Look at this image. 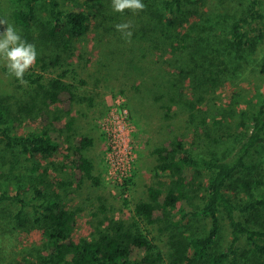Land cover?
<instances>
[{
  "label": "trees",
  "instance_id": "trees-1",
  "mask_svg": "<svg viewBox=\"0 0 264 264\" xmlns=\"http://www.w3.org/2000/svg\"><path fill=\"white\" fill-rule=\"evenodd\" d=\"M218 1L219 6L202 14L197 10L202 0H142L145 9L135 13L114 12L112 0H85L88 10L77 0H5L6 25H0V32L1 27L13 25L38 52L35 65L24 75L26 85L5 67L15 100L0 95V204L17 206L13 214L1 208L0 229L7 232L0 230V242L19 228L34 231L38 244L24 254L22 264H264V187L261 179L244 173L251 168L248 159L257 148L264 168V90L249 120L239 115L233 121L235 111L225 115L234 124L232 132L222 114L213 121L220 133L211 143L222 147L229 142L226 149L194 152L182 132L156 146L155 169L167 180L158 175L147 187V198L134 203L129 218L113 217L101 200L88 234L76 235L81 208L69 207L58 190L73 181L51 177L47 166L51 165L47 160L64 147L50 134L60 124L69 144L65 150L73 179L92 186L100 183L86 154L94 139L75 132L71 117L75 103L86 99L73 82L78 76L72 67L77 45L86 43L90 29L93 44L103 45L111 71L133 72L151 56L158 69L152 73L147 68L155 87L148 92L166 115L171 110L187 114L192 132L202 134V86L216 84L227 64L244 68L256 42L264 37L259 24L264 22L262 0ZM123 22L131 24L130 41L115 28ZM202 27L220 28L221 36L209 31L202 35ZM257 65L264 76V56ZM30 123L35 124L32 129H21ZM238 189L245 193L240 201L232 197ZM123 205H128L127 193ZM174 213H180L182 224L173 221ZM7 216L11 221L2 223ZM223 217L231 239L219 248ZM205 220L208 223L202 227ZM153 228L159 234L167 232L166 251ZM243 241L250 254L239 253Z\"/></svg>",
  "mask_w": 264,
  "mask_h": 264
},
{
  "label": "rangeland",
  "instance_id": "rangeland-1",
  "mask_svg": "<svg viewBox=\"0 0 264 264\" xmlns=\"http://www.w3.org/2000/svg\"><path fill=\"white\" fill-rule=\"evenodd\" d=\"M84 1L77 0L79 5H83L85 10H88ZM262 1L264 9V0ZM3 3L5 0H0V20L5 21L2 11ZM219 3L218 0H202L201 4H197V10L202 11L203 14L208 7L214 10L215 6L220 5ZM219 9L221 10V6ZM42 13H45L44 6H42ZM220 18L223 22L226 17ZM223 23L225 26L226 22ZM259 24L264 31V22ZM1 30L4 28L1 27ZM207 31L221 36L220 28L213 31L203 30L202 27V35ZM91 35H94L92 29L88 30L86 43L78 44L75 50L72 68L77 70V80L73 81L71 78H66V80L73 81L78 87V93L86 97L81 104L75 103L71 117L73 116L74 119L75 132L94 139V145L87 150L86 154L94 162L95 174L99 177L100 183L98 186H92L88 181L80 184L73 179L70 156H67L68 152L65 150L69 144L64 141L65 133L60 131V124L51 128L50 134L53 138L62 141L64 147L47 160L48 163L51 162V165H47L51 169V177L73 181L66 188L58 190L69 207L81 208L78 214L76 235L88 234L93 221L92 213L98 210L101 200L104 201L108 213L113 217L129 218L134 203L147 198V187L155 183L157 176L161 175L167 180L164 173L159 174L155 169L156 161L153 150L174 133H184L188 147L194 152L205 151L209 148L219 151L221 148L226 149L229 142L222 147L213 146L211 143V140L220 133L213 121L220 118L221 114L225 117L226 114H230V111L238 114L231 117L233 121H236L239 115H244L243 119L249 120L264 90V76L259 73L257 65L264 56L263 37L262 40L256 42L254 50L248 56L249 61L244 62V68H238V63L227 64L223 66L225 72L220 73L216 84L204 83L202 86V91H204L202 134L199 131L194 134L193 125L189 123L187 114L183 112L173 114L171 110L172 112L168 111L166 115V110L160 108V102L154 99L153 93L148 92L152 88L155 90V87L151 84L150 76L146 74L147 68L149 67L152 73L158 69L151 56L139 62L142 65L141 69L128 73L119 69L111 71L108 57L102 48L103 45L93 44L95 40ZM120 63L123 62L120 61ZM5 67V61L0 58V95H6L9 101L13 102L15 100V96H12L13 87L9 72L5 71ZM174 109L177 112L178 108ZM225 120L231 125L230 132H232L233 122L226 117ZM34 126L35 124L30 123L23 125L21 129L30 130ZM248 161H250L251 168L245 170L244 173L246 176L261 179L263 188L264 168L260 148L252 152ZM126 181L128 182L126 184L128 205H123V197L126 193H123L122 197L121 190ZM244 194L242 189H238L232 193V197L240 201L245 198ZM1 208L9 212L5 214H13L17 206L5 202L0 204V213ZM7 217H4L6 219L2 223L7 224L11 221V217ZM180 217V213H174L173 221L182 224L184 221L182 222ZM205 223H208V220L200 224L203 227ZM221 225L217 238L219 248L225 247L231 239L228 220L223 217ZM1 231L7 232L5 229ZM153 232L159 235L156 241L166 251L167 232L162 231L160 235L154 228ZM7 234L9 235L4 239L1 238L0 242V264H22L24 254L34 243L38 244L37 234L34 231L25 232L21 228ZM239 247V253L242 251L250 254L245 241L241 242ZM141 255L142 253L137 251L136 256L140 258Z\"/></svg>",
  "mask_w": 264,
  "mask_h": 264
},
{
  "label": "clouds",
  "instance_id": "clouds-1",
  "mask_svg": "<svg viewBox=\"0 0 264 264\" xmlns=\"http://www.w3.org/2000/svg\"><path fill=\"white\" fill-rule=\"evenodd\" d=\"M146 5L142 0H112L114 12L122 13L124 10H130L133 13L143 11ZM6 22L0 20V25ZM117 31L121 32L122 38L130 41L132 32L131 24L128 22L115 25ZM38 52L35 44L22 38L20 32L11 24L0 32V58L5 61V66L10 75L14 76L20 84L26 85L28 82L24 79L25 73L35 65Z\"/></svg>",
  "mask_w": 264,
  "mask_h": 264
}]
</instances>
